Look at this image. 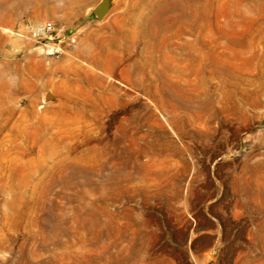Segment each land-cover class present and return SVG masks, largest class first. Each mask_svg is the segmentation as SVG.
I'll return each instance as SVG.
<instances>
[{
	"label": "rangeland",
	"instance_id": "374dc122",
	"mask_svg": "<svg viewBox=\"0 0 264 264\" xmlns=\"http://www.w3.org/2000/svg\"><path fill=\"white\" fill-rule=\"evenodd\" d=\"M0 264H264V0H0Z\"/></svg>",
	"mask_w": 264,
	"mask_h": 264
},
{
	"label": "built area",
	"instance_id": "2783aa9c",
	"mask_svg": "<svg viewBox=\"0 0 264 264\" xmlns=\"http://www.w3.org/2000/svg\"><path fill=\"white\" fill-rule=\"evenodd\" d=\"M18 34L35 42H53L54 47H52V51L54 52L61 49L60 43L63 39L57 40V38H60V29L57 28L53 20L28 24L26 29L18 32ZM72 40L75 41V36H72Z\"/></svg>",
	"mask_w": 264,
	"mask_h": 264
}]
</instances>
